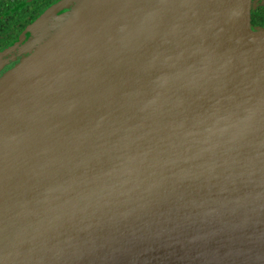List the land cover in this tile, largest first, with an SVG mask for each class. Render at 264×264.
Returning a JSON list of instances; mask_svg holds the SVG:
<instances>
[{
    "label": "water",
    "instance_id": "1",
    "mask_svg": "<svg viewBox=\"0 0 264 264\" xmlns=\"http://www.w3.org/2000/svg\"><path fill=\"white\" fill-rule=\"evenodd\" d=\"M78 2L0 86L41 56L0 112V264H264L251 0H92L48 47Z\"/></svg>",
    "mask_w": 264,
    "mask_h": 264
},
{
    "label": "bare ground",
    "instance_id": "2",
    "mask_svg": "<svg viewBox=\"0 0 264 264\" xmlns=\"http://www.w3.org/2000/svg\"><path fill=\"white\" fill-rule=\"evenodd\" d=\"M91 1L92 0H79V2L73 8L69 17L59 26L57 31L52 35L51 40L48 41L49 43L48 47L54 42L55 39H57L62 33H65L75 23V21L81 16V14L85 11V9L87 8V6ZM242 37H241V42H245L254 38H258L260 37V35L258 33H251L245 31ZM37 57H35L29 62L27 67L22 71L21 74H19L17 78H15L6 88L0 91V112L19 100L20 94L18 92L13 93L16 91L14 87L23 79H25L29 73L35 70L36 68L35 59H37ZM40 58L41 56H39L38 60Z\"/></svg>",
    "mask_w": 264,
    "mask_h": 264
},
{
    "label": "flooded vegetation",
    "instance_id": "3",
    "mask_svg": "<svg viewBox=\"0 0 264 264\" xmlns=\"http://www.w3.org/2000/svg\"><path fill=\"white\" fill-rule=\"evenodd\" d=\"M53 2L54 1L52 0H0L1 9L5 7L9 8L10 5L12 11H17V13L20 12L18 15L15 14L13 18L8 21V25L10 24L11 27H18L27 22L24 25L23 29L18 32V35L15 39L10 44L0 49L1 57L7 55L8 50L11 49V47H13L16 43H19V46L27 39V37L29 36V31H26V29L31 25L30 23L33 21V19H31L32 16H34L36 12H39V14L44 12L52 6ZM65 10L66 9H63V11Z\"/></svg>",
    "mask_w": 264,
    "mask_h": 264
},
{
    "label": "trees",
    "instance_id": "4",
    "mask_svg": "<svg viewBox=\"0 0 264 264\" xmlns=\"http://www.w3.org/2000/svg\"><path fill=\"white\" fill-rule=\"evenodd\" d=\"M52 1H54L52 3L53 5L59 0ZM19 13L20 12L17 13V11H12L10 5L9 8H0V49L10 44L17 37L18 32L22 30L27 23L26 22L18 27H11L10 24L8 25V21L12 19L15 14L18 15ZM42 13L39 14V12H36V14L32 16L31 19H33V21L30 24H32ZM249 28L251 30H264V0H251L249 9Z\"/></svg>",
    "mask_w": 264,
    "mask_h": 264
},
{
    "label": "rangeland",
    "instance_id": "5",
    "mask_svg": "<svg viewBox=\"0 0 264 264\" xmlns=\"http://www.w3.org/2000/svg\"><path fill=\"white\" fill-rule=\"evenodd\" d=\"M29 28L30 26L26 29V31H29ZM48 30L49 27L43 28L40 32L33 33L32 35L29 31L27 39L22 42L16 50L5 56H0V86L14 74L13 70L15 69V65H18L23 61L33 47L41 41L45 35H47Z\"/></svg>",
    "mask_w": 264,
    "mask_h": 264
}]
</instances>
